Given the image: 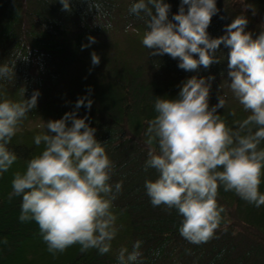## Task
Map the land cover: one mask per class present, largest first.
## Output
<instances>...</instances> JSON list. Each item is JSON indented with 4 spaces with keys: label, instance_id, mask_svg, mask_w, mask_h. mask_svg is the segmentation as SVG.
<instances>
[{
    "label": "trees",
    "instance_id": "obj_1",
    "mask_svg": "<svg viewBox=\"0 0 264 264\" xmlns=\"http://www.w3.org/2000/svg\"><path fill=\"white\" fill-rule=\"evenodd\" d=\"M68 2L69 11L62 10L59 0H0V65L8 64L15 74L0 80V100L21 102L34 92L40 94L8 145L17 161L0 176V264H119L120 250L130 253L138 240L142 255L136 264H264V206L257 208L220 187L217 202L226 210L224 221L210 241L195 245L179 234L182 217L177 211L154 207L144 187L146 180L157 178L154 169L145 171L150 147L145 132L156 115L155 97L174 99L187 79L213 77L208 80L209 108L219 96L224 98L225 106L216 114L233 128L249 114L231 94L233 99L224 96L231 83L230 49L222 44L214 53L219 62L185 71L178 67L179 58L153 56L142 45L147 17L141 13L137 18L129 11L138 0ZM164 2L170 5L172 21L181 0ZM240 4L237 8L228 0H216L218 12L206 30L210 39L226 35L227 25L239 15L247 19L245 32L253 39L264 31V0ZM129 24L132 28L125 31ZM83 45L89 46L82 50ZM93 52L100 57L98 66L91 62ZM85 96L93 101L91 109H76L77 100ZM69 112L88 117L86 123L96 129L95 138L114 166L109 183L113 189L122 184L112 208L117 234L104 255L95 249L82 253L79 245L50 253L36 222H20L22 197L9 198L13 174L25 171L26 162L43 149L34 137L46 132L49 120ZM259 191L264 194V178Z\"/></svg>",
    "mask_w": 264,
    "mask_h": 264
},
{
    "label": "clouds",
    "instance_id": "obj_2",
    "mask_svg": "<svg viewBox=\"0 0 264 264\" xmlns=\"http://www.w3.org/2000/svg\"><path fill=\"white\" fill-rule=\"evenodd\" d=\"M59 2L62 10H70L68 0ZM94 6L99 10V5ZM129 11L137 18H142L141 13L147 17L142 45L153 56L179 58L182 70L207 69L219 62L214 53L220 45L230 49L229 88L249 113L246 118L229 127L216 114L224 108V98L219 96V102L209 108L208 80L214 78L193 76L182 83L176 98L155 97L156 115L145 132L150 146L145 171L151 168L157 173L154 181L146 180L144 185L151 204L177 211L182 217L179 234L189 243H207L224 221L226 210L217 202L220 187L257 208L264 206V194L259 191L264 178V148L260 147L264 142V31L253 39L245 32L247 19L239 15L227 25L226 35L210 39L206 30L218 12L216 0H181L178 14L172 17L176 23L168 19L170 5L164 0H138ZM131 28L129 24L125 31ZM88 40L95 43L94 37ZM91 62L100 63L95 52ZM14 75L13 67L0 65V80ZM39 95L34 92L21 102L0 100V176L17 161L8 145L37 106ZM92 103L85 96L75 107L91 109ZM87 119L69 112L45 123L46 132L34 137L35 145L43 144V149L11 180L9 198L22 197L20 222L35 221L52 254L79 245L82 253L95 249L104 255L117 234L112 208L122 184L116 183L113 189L109 183L114 166ZM141 244L136 241L130 253L122 248L119 264H136Z\"/></svg>",
    "mask_w": 264,
    "mask_h": 264
},
{
    "label": "rangeland",
    "instance_id": "obj_3",
    "mask_svg": "<svg viewBox=\"0 0 264 264\" xmlns=\"http://www.w3.org/2000/svg\"><path fill=\"white\" fill-rule=\"evenodd\" d=\"M227 1V0H226ZM229 1V3H231V4H233V5H235L237 8H241V4H240V0H228ZM229 86V85H228ZM227 86V88H226V90H225V94H224V96L225 97H229L230 99H233L232 98V96L234 97V94L231 92V90H230V88ZM232 96H231V95ZM228 102L230 101V100H227Z\"/></svg>",
    "mask_w": 264,
    "mask_h": 264
}]
</instances>
